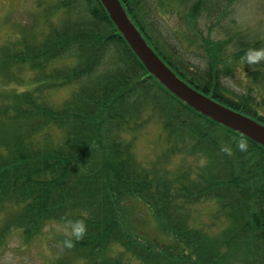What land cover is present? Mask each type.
Listing matches in <instances>:
<instances>
[{"label":"trees","instance_id":"16d2710c","mask_svg":"<svg viewBox=\"0 0 264 264\" xmlns=\"http://www.w3.org/2000/svg\"><path fill=\"white\" fill-rule=\"evenodd\" d=\"M233 1L122 0L181 77L264 122V60L241 59L263 40L224 28ZM36 3L32 22L1 33L0 246L10 234L24 246L48 223L83 217L87 231L71 248L64 231H50L56 251L45 264H264V145L165 86L101 0ZM154 14L182 20L167 26L182 48L203 47L205 63L160 43ZM240 65L242 88H226L222 76ZM25 75L32 84L18 87ZM69 85L60 101L51 97ZM150 124L156 136L140 153ZM240 134L246 150L236 147Z\"/></svg>","mask_w":264,"mask_h":264},{"label":"rangeland","instance_id":"374dc122","mask_svg":"<svg viewBox=\"0 0 264 264\" xmlns=\"http://www.w3.org/2000/svg\"><path fill=\"white\" fill-rule=\"evenodd\" d=\"M36 0H0V40L1 33L6 34L8 31L16 32L18 27L24 23H30L35 18L37 13ZM231 11L223 19L222 24L228 30H240L248 35L249 40L261 38L264 47V0H234L231 5ZM154 20V33L160 43L169 41L170 43L178 46L181 54L190 57L191 61L195 64H204L206 61L203 47L193 46V48H182L179 46V39L168 28L167 24L176 26L182 23V20H177L174 15L168 16H152ZM201 21V26L206 31L207 26ZM218 31L213 30L211 36L218 35ZM182 40H185L182 37ZM26 77V75H25ZM246 79V67L244 65L237 66L232 69L230 73L222 76L223 85L226 88L239 90L242 87L240 82ZM28 77L19 83L15 82L18 87L27 88L32 83ZM5 84L0 83V90L4 89ZM71 85L63 88L52 90L51 97L55 101H60L61 98L68 94ZM146 131L148 132L143 136L139 142L137 141V150L140 153H145L149 150V142L156 136V127L150 124ZM142 155V154H141ZM4 204L0 202V209ZM204 205H199V211L203 209ZM0 211V230L3 226V214ZM65 225L58 223H48L43 229L42 234L37 235L34 239L29 241V244L22 245L19 241L17 234H10L7 236V243L0 246V264H19L23 261L29 264H45L49 255H55L56 249L51 244L53 234L51 230L64 231ZM19 245V246H18ZM21 245V246H20Z\"/></svg>","mask_w":264,"mask_h":264},{"label":"water","instance_id":"95a60500","mask_svg":"<svg viewBox=\"0 0 264 264\" xmlns=\"http://www.w3.org/2000/svg\"><path fill=\"white\" fill-rule=\"evenodd\" d=\"M101 1L131 48L147 69L165 86L195 109L264 145L263 122L224 104L180 77L150 45L141 30L130 18L121 0Z\"/></svg>","mask_w":264,"mask_h":264},{"label":"clouds","instance_id":"9594fccd","mask_svg":"<svg viewBox=\"0 0 264 264\" xmlns=\"http://www.w3.org/2000/svg\"><path fill=\"white\" fill-rule=\"evenodd\" d=\"M242 60H246L248 64H253L264 60V47L260 48H248L241 57ZM236 147L240 150H246L248 147L247 136L240 134L239 138L235 140ZM221 151L231 154L233 147L231 144H224L221 147ZM87 231V223L83 217H77L75 219L69 218L65 221L64 232L66 234L63 240V246L71 248L74 242L80 240Z\"/></svg>","mask_w":264,"mask_h":264}]
</instances>
